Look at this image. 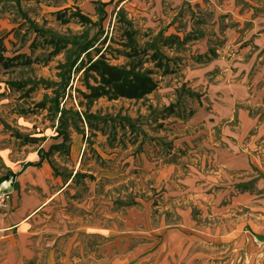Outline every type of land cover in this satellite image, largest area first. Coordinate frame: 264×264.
<instances>
[{
  "label": "rangeland",
  "instance_id": "rangeland-1",
  "mask_svg": "<svg viewBox=\"0 0 264 264\" xmlns=\"http://www.w3.org/2000/svg\"><path fill=\"white\" fill-rule=\"evenodd\" d=\"M101 1L109 2L97 6ZM177 1L173 6L170 0L160 4L159 0H144L145 6L137 2L124 8L118 0H0V177L25 162L38 161L41 149L58 141L54 137L61 125L50 108L36 105L45 94L53 97L52 87L57 85L51 87L49 80L60 82L58 65L65 61L67 52L60 49L53 53L58 36L89 40L93 60L101 54L111 64L151 69L157 83L142 98L100 96L88 102L82 93H88L87 83L95 84V73L84 71L88 57L80 55L78 62H82L70 71L58 100L63 108L90 111L94 115L89 120L92 127L82 116L78 119L68 112L65 129L78 140V150L70 156L55 152L51 158L59 171L78 169L92 173L95 179L64 186L66 191L62 189L63 193L36 216L31 264H128L131 257L158 241L147 260L133 263L154 264L156 258L157 264H264V218L255 213L253 220L247 219L245 200L233 209L221 207L231 199L230 193L236 194L242 187L236 189L223 178L227 189L230 184L234 187L224 197L219 193L214 200L195 187L191 189L194 196L189 198L182 194V182L174 177L175 166L168 164L183 143L194 145L197 151L195 156H187V152L184 159L194 166L205 164L213 149L205 150L209 146L196 142L197 137L213 140L218 129H237L240 106L264 113L261 94L257 102L232 103L228 92L216 86L241 78L232 68L237 60L250 59L256 68H264L263 47L253 43L256 33L264 31V0ZM76 9L94 22L79 21L73 14ZM129 34H134L139 51L126 56ZM154 50L166 59L158 56L152 60ZM213 58L221 65L214 68ZM196 68L205 69V73L202 82L193 86L192 81H184L185 70ZM254 74V69L246 70L244 83L261 92L264 74L258 83L253 81ZM74 123L84 131L86 143L74 133ZM192 129L201 130L194 133ZM182 165L178 166L180 174ZM257 171L253 169V175ZM197 175L198 179L204 177ZM214 183L209 180L207 188L215 193L223 185ZM73 194L76 197H68ZM263 199V195L255 197L258 214ZM191 205L200 211L201 219L205 218L203 226L192 221ZM176 206L184 224L166 225L174 219ZM206 211L212 214L206 215ZM107 217L109 227L104 228ZM229 219L231 223L225 222ZM78 222L80 226H76ZM167 227L174 229L167 231ZM216 227L222 229L219 234ZM26 234L29 237V232ZM214 239L216 243L221 239L222 245L208 243ZM136 245L140 247L132 254ZM63 255L66 257L61 258ZM194 257L200 260L185 261Z\"/></svg>",
  "mask_w": 264,
  "mask_h": 264
},
{
  "label": "crops",
  "instance_id": "crops-1",
  "mask_svg": "<svg viewBox=\"0 0 264 264\" xmlns=\"http://www.w3.org/2000/svg\"><path fill=\"white\" fill-rule=\"evenodd\" d=\"M170 1L173 2L172 3L173 6H176V4L178 3L177 0H170ZM108 2L105 1L97 2V6H101L102 3L104 4L102 6H105L106 4H108ZM137 2L140 3L141 5L142 4L144 6L146 5L144 0L143 1L118 0L120 6H123L124 8H128L133 3H137ZM161 2L162 0H159V4ZM120 6L118 10L122 9ZM168 36H171V34ZM239 43L240 42H237L236 44ZM253 43L258 47H263L264 50V31H259L258 33H256V35L253 37ZM213 50L214 52H217V49H213ZM215 58H213L214 68L217 65H221V62L219 60H216ZM202 63L207 64L206 62H202ZM199 68H196V70H189V69L187 71L185 70L186 78L184 79V81L185 82H187V80L192 81L194 84L193 86L199 85L202 82V77L204 75L203 73H205L204 71L205 69H199ZM232 68L235 70L234 75L237 74L238 75L237 77H241V78H238L237 80L232 79L229 82L228 81L225 82L224 80V82H219L218 84H216V86L219 85L218 87L221 88L220 90L223 91L225 90V92H228V95L230 97L229 99L232 103L233 102L238 103L243 101L257 102L259 100L260 94H261L260 101H262L264 99V91H263L264 88L262 89L261 92L253 91L252 89H250L251 85L249 84L247 85L244 83L245 82L244 75L246 70L249 71L254 69L255 74L253 81L257 80L258 83V80H260L261 76L264 74V68L261 67L256 68L254 61H251L250 59L237 60ZM53 89L55 88L52 87V91ZM61 91L62 90L60 89V92ZM51 98H49L48 95L45 94L43 99L38 103H36V105L37 107L40 108H45V109L50 108L54 114L55 119H57V121L59 122L60 111H54V108L52 107L53 104L50 100ZM43 101H45L46 104L42 106L40 103ZM48 102H50L49 103L50 105L48 104ZM58 105H59V109L63 108L61 107L60 103H58ZM169 106L171 105L169 104ZM84 111H77V112H79L80 115L83 117L82 113ZM89 113L91 112L89 111ZM228 113L229 112L226 111L224 114L227 115ZM236 114H237V118L239 119V127L237 129H232V128L218 129L217 131L218 139L216 136H213L214 137L213 140L211 139L212 137H207L205 140H203V138L197 137L196 142L202 141L201 145L206 144L207 146H209L206 147L205 150L210 151L213 149L212 152L214 156V158L212 156L213 159L208 158L205 161V164L201 166H196V165L194 166L190 164L189 161H187L184 158L187 152H188L187 156H195V152L197 151L194 150L196 147H193L194 145L188 146L185 143H183L181 148L178 149V152H181V155H178L177 154L178 152H176L175 153V155H177L175 157L176 160H174L175 158H173L168 161L169 162L168 164L173 165V167L175 166L174 177L177 181L182 182L181 186L185 188V191L182 194H186L189 198H191L192 195L194 196L195 192L191 191V189L195 190V187H200L197 190H203L202 192L205 191L204 194L206 196L207 195L211 196L214 200L218 199L217 195L219 193H221L222 197H224L227 194L228 190H232L234 189V187H236V189L238 187H242V189L239 190L238 193L236 194H234L233 192L230 193L231 199L228 202H224V204L221 205V207L223 208L229 207L230 209H233L234 207H236L238 203H242L243 200H245L243 205H245L247 209L246 211L247 219L248 217L252 219V215H255V213L261 216L262 218H264V199L261 201V203L263 204L262 207L263 213L260 212L259 214L257 212L258 211L257 204L259 202L258 200H255V197L258 195L264 196V113H257L249 110L247 106L245 107L240 106L236 111ZM191 118H193V120H198L197 117L196 119H194V116H191ZM56 130L57 131L54 138L58 141L49 144L47 149L42 148L41 152L39 153L40 155L38 161L25 162L21 165L19 169L8 171L6 174L0 177V188L11 191L7 210L4 212L0 211V264H31L30 262L32 257L31 252H33V247H34L32 243H35L36 240L35 235L33 236L35 230H32V226L36 216L39 215V213H41L42 211L44 212V210L47 209V206L53 201V199L57 198L59 195L63 193L62 189H64L63 188L64 186L68 187L69 185L70 186L81 185L82 182L86 181L87 179L89 181L95 179L92 173H84L80 170L78 171V169L75 171L72 170L67 173L63 171H59L57 169L56 165H54V161L51 158V156L55 152H64L67 153L68 156H70L73 152L75 153L77 152L79 142L74 138L72 139L71 130L66 129V131L69 133V139L64 143L63 147L61 148L57 147L51 149L50 148L51 146L59 145L63 141L62 134L59 133L61 132L62 129H56ZM192 130H194L193 132L196 133V131H199L201 129H192ZM74 133H76L77 135L80 134L81 135L80 140L86 143L84 141V135H85L84 131L79 129H74ZM218 141L222 145L220 144L218 145L217 144L219 143ZM83 142L81 144H83ZM173 150L174 147L171 148L172 153L175 152ZM199 154L201 155V153ZM80 162H81V158L78 161V163ZM180 164H183L182 165L183 171L181 174L180 171L178 170L179 168L178 166ZM253 169L259 170L257 171L256 175H253ZM200 173L204 176L202 177V179H198L199 175L197 174ZM260 173H262V175ZM223 178L226 179L227 182L229 183L233 182L234 187H232V185L230 184L227 189V185L226 184L223 185V183H226V181H224ZM209 180L215 181L214 186L220 184H222L223 186L220 187L214 193L211 191L210 189L211 187L209 189L207 188V184H209ZM190 181L191 184L188 183ZM196 182H200L203 185L197 186ZM175 183L178 184L179 182H175ZM224 187L226 189H224ZM64 191H66V189H64ZM68 197H76V195L73 194ZM191 206H192L191 214L195 217L192 218V221L197 222L199 223L198 225L203 226L202 221L203 222L206 221L205 218L201 219L200 211L196 208V206L193 205ZM123 208L125 209V206H123ZM178 209H179L178 206L174 208V213H173L174 219L172 221H168L166 225L178 226V224L179 225L184 224V219L181 215L179 216ZM211 214H212L211 211L209 212L206 211V215H211ZM214 215L218 217L217 213H214ZM106 220L107 221L104 228L109 227V218L107 217ZM225 222L231 223L232 219H229L228 221ZM79 224H80L79 222L76 223V226H80ZM85 224H86L85 226H87V223ZM262 225L264 228V220H262ZM154 227L155 224L152 223V228ZM168 228L170 231H173L174 229L173 227H167V231ZM220 228L221 227L215 228V230L219 231L218 234L220 233V230L222 231V229ZM230 230L231 228H229V231ZM27 232H29V237H27L26 234ZM262 235H264V229L262 231ZM220 236H224V235L221 234ZM108 239L109 238L106 237V240ZM159 242L160 241H158L153 246L151 245V243L150 244L141 243L142 245L145 244L151 245V247L144 248L142 249L141 253L137 254L135 257H131L128 260L129 261L128 264L135 262L137 259L138 261L142 260L143 258L147 260L146 259L147 256L153 253L152 252V250H154L153 248L157 246ZM220 242L221 239L219 240L218 243H216V239H214V241H210L208 243L211 245L212 244L222 245ZM139 247L140 245L134 246L132 254H135L137 251L134 250H138ZM206 255L207 252L205 250L203 252V258H201L202 261H205ZM65 257H66L65 255L61 256V258H65ZM76 259L80 260L81 258L80 256H77ZM150 259L151 257L148 259L149 262H151ZM191 260L192 262L196 263L197 261L200 260V258L194 257L192 259L191 258L186 259L185 261L191 263ZM153 262L154 264H157L158 260H156L155 258ZM79 264H82V262H80Z\"/></svg>",
  "mask_w": 264,
  "mask_h": 264
},
{
  "label": "trees",
  "instance_id": "trees-1",
  "mask_svg": "<svg viewBox=\"0 0 264 264\" xmlns=\"http://www.w3.org/2000/svg\"><path fill=\"white\" fill-rule=\"evenodd\" d=\"M104 5L103 3L101 6ZM101 11V9H100ZM120 11V10H119ZM118 11V12H119ZM103 15L105 16L104 11ZM117 12V13H118ZM79 21L82 23H93L87 15H84L81 13L80 10L76 9L73 13ZM123 20H126L124 15L122 16ZM128 22V21H127ZM130 24V22H128ZM130 32L132 33L133 30L131 29ZM78 37V36H77ZM76 36H73L71 38L66 37H59L55 40V48L53 50V53L56 54L60 49H64L66 51L65 55V61L63 63H60L59 66V72L57 76L60 77V82H54L49 81L48 83L53 85H57L55 89H53V97L50 99L52 102V107L54 108V111H60L59 116V129H62L61 133L63 137V141L59 145H53L50 148H57V147H63L64 143L69 139V133L66 131V127L68 126V123L66 119H68V112L72 116V114L78 115L77 118L80 119L81 115L77 111H72L70 109L61 108L59 109V101L58 97L60 95L59 88L63 91L66 88L67 81L70 77V71L73 68H77V65L82 62V59L78 62L80 55L84 53L88 57V65L84 68V71H91V73H95V84H89L87 83L86 87L88 88V93H82L83 96L88 99V102H91L92 100L100 97V96H106L109 99H115L117 97H126V98H142L147 93H150L152 90L155 89L157 83L155 79L152 77V70L145 68L142 69L140 67H136L135 65H131L129 67L121 66V65H115L109 63L104 57L100 54L99 57L95 60H93V57H90L89 51L91 48H93V44L88 40H84L82 42L77 41ZM130 44L128 45L129 51H124L123 54L126 56H131L132 54H135L139 51V48L137 47L136 39L134 38V34H129ZM167 38H169L167 36ZM77 39V40H76ZM156 50V49H155ZM154 50V52H155ZM72 52L76 53L75 56H72ZM99 53V52H98ZM158 56H160L161 59H166V55L161 53L159 50L152 54V60H157ZM160 64V63H159ZM157 64L156 66H159ZM64 84L62 85V83ZM42 106L46 104L45 101L40 103ZM168 109H171V107H167ZM70 112H73L72 114ZM83 117L85 118V122L88 123V127H92L89 120L90 118H93L94 115L92 113H89L87 111H84ZM69 115V116H70ZM99 117V116H98ZM75 121V120H74ZM73 127L75 129H78L76 123L73 124Z\"/></svg>",
  "mask_w": 264,
  "mask_h": 264
},
{
  "label": "built area",
  "instance_id": "built-area-1",
  "mask_svg": "<svg viewBox=\"0 0 264 264\" xmlns=\"http://www.w3.org/2000/svg\"><path fill=\"white\" fill-rule=\"evenodd\" d=\"M11 191L0 188V211H6L10 200Z\"/></svg>",
  "mask_w": 264,
  "mask_h": 264
}]
</instances>
